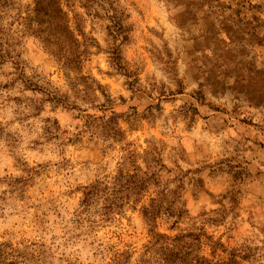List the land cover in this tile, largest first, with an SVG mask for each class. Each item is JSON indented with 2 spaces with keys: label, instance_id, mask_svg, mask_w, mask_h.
<instances>
[{
  "label": "rangeland",
  "instance_id": "374dc122",
  "mask_svg": "<svg viewBox=\"0 0 264 264\" xmlns=\"http://www.w3.org/2000/svg\"><path fill=\"white\" fill-rule=\"evenodd\" d=\"M89 1L60 0L78 75L0 0V264H164L189 234L264 264V0H116L124 29Z\"/></svg>",
  "mask_w": 264,
  "mask_h": 264
},
{
  "label": "trees",
  "instance_id": "16d2710c",
  "mask_svg": "<svg viewBox=\"0 0 264 264\" xmlns=\"http://www.w3.org/2000/svg\"><path fill=\"white\" fill-rule=\"evenodd\" d=\"M35 4L34 21L37 29L33 31L44 49L51 55L67 73H77L80 75L82 64L87 57V50L82 49L83 44L76 38L68 14L64 11L60 0H33ZM90 3H96L97 0H90ZM106 5V16L112 22V29H124L120 23L121 8L116 0H102ZM83 82L85 77H81ZM85 89L90 87L85 83ZM138 186V182H137ZM167 197L153 199L151 213L153 221L161 215L162 212L170 215L171 208L163 209L162 203L167 201ZM163 242L161 244V261L164 264H240L234 259L215 262L201 255L199 247L200 235H180L174 238L159 236ZM1 254V249H0Z\"/></svg>",
  "mask_w": 264,
  "mask_h": 264
}]
</instances>
